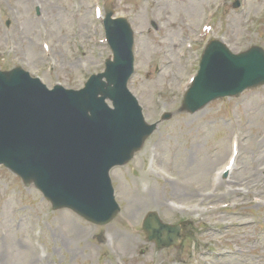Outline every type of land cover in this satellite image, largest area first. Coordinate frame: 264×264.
Instances as JSON below:
<instances>
[{"label": "rangeland", "instance_id": "1", "mask_svg": "<svg viewBox=\"0 0 264 264\" xmlns=\"http://www.w3.org/2000/svg\"><path fill=\"white\" fill-rule=\"evenodd\" d=\"M106 1L0 0V70L22 66L49 87L60 83L79 89L111 55L95 15V7ZM110 1L116 16L127 17L135 31L136 70L129 86L151 122L180 106L204 42L222 39L234 53L255 44L264 47V0H240L238 8L235 0ZM234 151L235 167L223 179L217 173ZM112 179L122 212L106 228H90L95 234L107 232L109 244L94 241L77 248L67 243L78 252L73 264H106L103 254L121 257L109 264H179L176 253L154 258L153 245L138 232L146 210L155 207L164 221L194 218L197 238L223 247L221 258L199 257L193 250V264H264V86L213 101L193 114L175 113L131 166L112 171ZM205 207L212 210L211 225L235 226L212 233L209 224H200ZM242 222L250 224L236 226ZM74 225L82 228L86 222L69 210L51 211L35 187H25L0 166V264H43L49 257L53 264V253L61 247L56 238L68 239ZM189 253L178 255L188 258Z\"/></svg>", "mask_w": 264, "mask_h": 264}, {"label": "water", "instance_id": "2", "mask_svg": "<svg viewBox=\"0 0 264 264\" xmlns=\"http://www.w3.org/2000/svg\"><path fill=\"white\" fill-rule=\"evenodd\" d=\"M107 31L114 61L81 91L56 86L48 92L21 69L0 72V164L27 184L35 183L55 208H71L98 224H107L119 211L110 169L131 159L151 132L126 89L133 71V31L125 19L111 20L110 14ZM262 84V47L234 55L215 41L183 109L194 112L214 99ZM108 98L115 109L105 103ZM146 226L152 231L159 227Z\"/></svg>", "mask_w": 264, "mask_h": 264}]
</instances>
